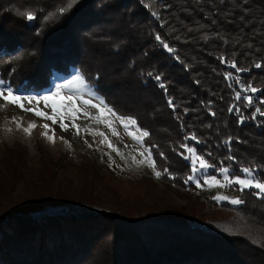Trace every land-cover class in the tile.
Returning <instances> with one entry per match:
<instances>
[{
	"label": "trees",
	"instance_id": "1",
	"mask_svg": "<svg viewBox=\"0 0 264 264\" xmlns=\"http://www.w3.org/2000/svg\"><path fill=\"white\" fill-rule=\"evenodd\" d=\"M62 2L67 0H0V78L35 93L50 87L56 74L79 72L107 104L149 131L145 143L156 146V166L168 168L177 179L163 178L181 190L195 189L184 183L192 166L181 144L216 170L228 167L238 175L255 167L264 180V116L251 118L256 107L264 110V91L251 107L235 98L249 84L264 90V0H78L46 21ZM29 10L36 13L33 21L18 14ZM233 105L239 113L229 111ZM193 134L196 140L185 139ZM45 153L44 165L25 153L12 174L0 165L5 181L35 190L0 215V264H86L105 239L110 264H264V200L254 189L239 193L245 204L238 207L208 200L219 223H196L178 207L118 216L98 207L97 199H76L80 189L53 195L40 187V181L52 188L58 181L60 164ZM90 163L69 164L64 183L94 184ZM32 165L45 170L33 174ZM225 213L240 220L227 215L232 222H225Z\"/></svg>",
	"mask_w": 264,
	"mask_h": 264
},
{
	"label": "rangeland",
	"instance_id": "2",
	"mask_svg": "<svg viewBox=\"0 0 264 264\" xmlns=\"http://www.w3.org/2000/svg\"><path fill=\"white\" fill-rule=\"evenodd\" d=\"M91 57L93 58V55H91ZM78 74L82 75L77 71H74L70 76L56 74L52 80L51 86L39 92L29 93L23 91L21 88L19 89L24 95L42 96L54 92L56 86L59 84L72 81L69 87L73 90L83 92L84 96L82 98H89V92L102 98L96 93L95 86L89 84L85 78L83 82L76 81L74 78ZM65 95H67V89L61 92V96ZM56 102L63 103L60 99H57ZM93 102L96 103L98 101L93 99ZM24 104L26 108L35 107L36 101H32L31 105L28 104L27 101H24ZM77 106L81 109V113L83 111H90L92 116L97 115L96 109L86 108L80 103V98H77ZM39 107L50 113V109L44 108L43 101L40 102ZM108 119L113 120L114 129L118 135H113L112 131L106 127L104 123L98 122L95 119H89L80 114V118L75 120V123L80 128V135L77 136L75 129L72 127H69L67 131H62L58 123L53 125L51 121L38 118L33 113L22 111L18 106L7 104L0 99V165L7 169H4L5 171L12 174L14 171V162L18 159L23 160L26 156L25 153H28V157L32 160L34 165L36 162L38 165H44L45 162L42 163L44 160H41V154L46 152L52 159H55L60 164L59 170L55 169L57 171L58 181L54 188H52L49 181H40V187L44 189L49 187L48 191L53 195L61 193L60 190H73L75 192V189H80L75 193L76 199H80L85 203H88L92 199H97L99 203L98 207L105 208L107 211L113 212L118 216L123 215L124 217L130 215H134L133 217H141L144 213L150 214L159 210L167 213L173 209L171 207H178V209L187 212L186 215L190 214L192 221L196 223H205L206 225L210 223H219L212 213L214 210L207 204L208 200L217 202L213 197L221 195H226L230 198L240 196L238 190L239 186L222 188L219 186L210 187L208 185H203L197 188L194 183L190 182L195 186V189L181 190L175 187L177 186L175 183L169 182L163 177L157 179L152 169L148 166L151 161L147 158L146 148L148 147L145 143L146 138H144V146H141L125 132L118 120L112 117H108ZM64 122L70 124L71 118H66ZM30 123H35L37 127L32 130L29 136L25 133L24 129L27 128ZM45 123L50 126L48 135L51 136L54 132V143L42 136L45 132L42 125ZM17 124H19V128ZM89 129H92L94 133L103 132L107 137L105 144L100 143L102 139L101 136L87 134ZM133 132L135 135H139V133H135L134 128ZM65 141L67 143H65ZM85 141H87V143H85ZM107 141H110L115 148L119 149L123 158L107 146ZM89 144L92 146L89 147ZM195 154L196 155L193 156L192 153H188L187 156L195 159L196 156H198L197 153ZM133 157H135L137 162L143 160L145 163L143 165L133 163ZM88 159L91 163L87 165V169H90L91 176H95L94 184L86 182L82 183L84 184V186H82V184H78L77 182H71V185L70 183L69 185L64 183L63 177L68 174L65 168L70 167L69 164L83 167L87 164ZM187 160L190 162V159ZM93 162L96 167L93 165ZM34 165L30 167L29 171L35 172L33 174H39V172L45 170L42 166L35 168ZM197 168L199 169V161H197ZM157 169L162 171V169L158 167ZM221 170L222 169L216 170L214 168H209L206 174H201V183H203L204 175L209 177L215 175L221 183H226L223 176L220 174ZM2 173L0 169V215H5L7 214L6 212H11L15 207L27 202L29 196H31L35 190L27 189L22 182L15 184L5 181ZM47 174L49 175V173ZM238 175L242 176L243 174ZM255 176L256 179L260 180L257 171ZM68 182H70L69 179ZM23 192H25V194H23ZM39 193L42 192L39 191ZM77 194H79V196ZM89 197L92 198L89 199ZM227 215L228 213H225L222 219H224L225 222H232L228 219ZM228 216L240 220L239 216L232 214ZM242 223L244 224V222ZM246 227L248 231L254 230L250 229L248 226ZM229 228L230 227L227 229ZM231 228L238 231L242 226H233ZM262 233H264V231H262ZM259 234L260 233L256 234L254 237L257 238ZM261 239L264 240V236H261ZM109 257V242L105 239L86 264H110V261H108Z\"/></svg>",
	"mask_w": 264,
	"mask_h": 264
},
{
	"label": "snow or ice",
	"instance_id": "3",
	"mask_svg": "<svg viewBox=\"0 0 264 264\" xmlns=\"http://www.w3.org/2000/svg\"><path fill=\"white\" fill-rule=\"evenodd\" d=\"M78 2V0H67L66 3H61L60 6L56 8L55 13H48L44 19L47 21L53 17L56 16H63L67 12H69ZM20 15H23L28 21L35 20L36 13L34 10H29L23 13H18ZM156 39L158 41H161V37L157 36ZM163 43V41H161ZM164 48L167 49L169 52L174 51V49L170 48L166 43L163 44ZM223 63H228L225 60H222ZM230 67L236 69L237 72L243 71V69H240L237 67V64L235 62H232L229 64ZM256 68H261L262 65L260 63L255 64ZM151 75V74H150ZM231 78V74L226 75V79ZM76 81L83 82L84 77L82 75H76L74 78ZM155 79L159 81L161 79L160 76H156ZM239 83V80L236 81ZM72 83V81H68L67 83H62L56 86V89L54 92H51L50 94L42 95V96H36V95H24L19 88H13L10 84H8L4 79L0 78V99H2L5 103L18 106L22 111L33 113L36 117L42 118L48 121H51L53 125L59 124V127L62 131H67L69 127H72L76 131V135H80V128L75 123L76 119L80 118V114H82L84 117H87L89 119H95L98 122H102L105 124L106 127H108L113 135H118V133L114 129V124L112 119H108V117H112L115 120H118L121 124V126L124 128L125 132L129 134V136L141 146H144V138H148L150 136V133L148 130L143 129L142 126L138 123V120L135 116L132 115H126L122 112H120L119 109L116 107L109 105L105 102L104 99L99 98L98 96H95L93 93L89 92V98H82L84 96V93L79 90H73L69 87V85ZM160 87H165L163 83L160 84ZM67 89V95L61 96V92L63 90ZM264 91L261 89H257L256 87L252 86L251 84L242 87L239 91L236 92L235 98L239 101L243 99L246 102V106L251 107L256 101L254 100V96L257 92ZM251 93L250 95L247 93ZM77 98H80V103L83 104L86 108L90 109H96L97 115L92 116L90 111H83L81 113V109L77 106ZM57 99H60L63 101V103H57ZM93 99L97 100L98 102L94 103ZM24 101H27L28 104H32V101H36L35 107H25ZM43 101V105L45 109H50V113L42 110L39 107L40 102ZM169 106L175 111L176 105L173 103L171 99L168 101ZM259 103L261 105H264V98H261L259 100ZM235 110L236 112H240L239 108H236L235 105L230 107L229 111ZM214 115V113H213ZM257 116H264V110L261 109V107H256L254 113H252L251 118L253 120L256 119ZM66 118H71L70 124H66L64 121ZM243 115L240 116L239 123L244 122ZM132 126V127H130ZM17 127L19 128V124H17ZM37 127L35 123H30L27 128L24 129L25 133L27 135H31L32 130H34ZM42 127L45 129V132L42 134V136L46 139H48L50 142L54 143V132L53 135L49 136L48 131L50 129L49 124L45 123L42 125ZM133 128L135 133H139V135H135L133 132ZM89 135H99L102 137L100 143L105 144L107 137L103 132H93L92 129L88 130ZM185 139H193L196 140L197 137L193 134L190 137H185ZM65 143H67L65 141ZM87 143V141H85ZM89 147L92 145L89 144ZM107 146L115 151L117 155L122 154L119 152V149L115 148L114 145L110 141H107ZM151 147H156L155 145ZM151 147L146 148L147 151V158L151 161V163L148 164V166L152 169L154 172V175L157 179H161L164 176H167L168 179H177L175 175L169 172L168 168H164L162 171L157 169L155 159L152 155ZM181 148L185 149L186 152L192 153L193 156H195V151L191 147H189L187 144H181ZM161 159H164V153L159 154ZM183 155V153H181ZM210 155V154H209ZM185 159H190L191 166H192V174L188 175L187 178L184 180L185 185L191 183H194L197 188L202 187L203 185L208 186H219L222 188H232L233 186H239L238 190L241 194H243L246 190L255 189V191L252 193L256 196L257 199L264 200V180H258L256 179L255 173L257 169L255 167H243L240 169V172L243 174L232 176L231 170L228 167H224L221 170V175L223 176V179L226 183H221L220 180L217 179L215 175L213 176H207L204 175L203 177V183H201V174L207 173L209 168L215 167L213 164H209L202 156H196L195 159L184 156ZM228 159H233V157H229ZM197 161H199V169L197 168ZM133 163H138L139 165H143L145 161L141 160L137 162L135 160V157H133ZM214 200L217 201V203H223L227 202L228 204H231L234 207H238L240 205L245 204V200L242 198V195L236 198H230L226 195L221 196H215L213 197Z\"/></svg>",
	"mask_w": 264,
	"mask_h": 264
}]
</instances>
